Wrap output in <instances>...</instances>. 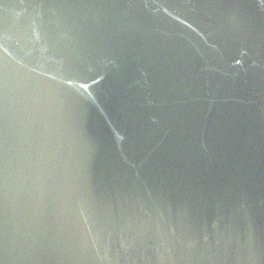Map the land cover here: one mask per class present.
<instances>
[{"label": "water", "instance_id": "obj_1", "mask_svg": "<svg viewBox=\"0 0 264 264\" xmlns=\"http://www.w3.org/2000/svg\"><path fill=\"white\" fill-rule=\"evenodd\" d=\"M0 264H264V0H0Z\"/></svg>", "mask_w": 264, "mask_h": 264}]
</instances>
